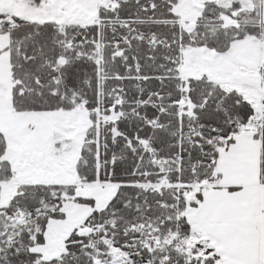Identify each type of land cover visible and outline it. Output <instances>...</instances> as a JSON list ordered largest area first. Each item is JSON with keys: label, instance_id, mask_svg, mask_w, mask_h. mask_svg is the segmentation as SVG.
<instances>
[{"label": "snow or ice", "instance_id": "snow-or-ice-1", "mask_svg": "<svg viewBox=\"0 0 264 264\" xmlns=\"http://www.w3.org/2000/svg\"><path fill=\"white\" fill-rule=\"evenodd\" d=\"M0 264H264V0H0Z\"/></svg>", "mask_w": 264, "mask_h": 264}]
</instances>
